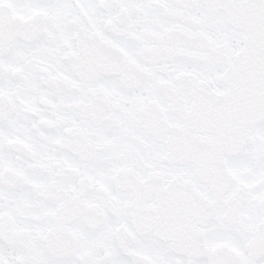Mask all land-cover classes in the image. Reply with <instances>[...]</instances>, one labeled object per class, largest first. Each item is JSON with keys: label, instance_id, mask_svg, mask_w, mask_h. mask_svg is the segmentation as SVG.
<instances>
[{"label": "snow or ice", "instance_id": "snow-or-ice-1", "mask_svg": "<svg viewBox=\"0 0 264 264\" xmlns=\"http://www.w3.org/2000/svg\"><path fill=\"white\" fill-rule=\"evenodd\" d=\"M0 264H264V0H0Z\"/></svg>", "mask_w": 264, "mask_h": 264}]
</instances>
